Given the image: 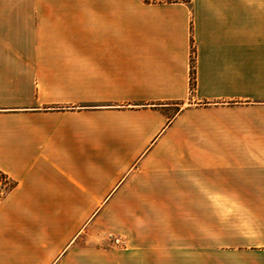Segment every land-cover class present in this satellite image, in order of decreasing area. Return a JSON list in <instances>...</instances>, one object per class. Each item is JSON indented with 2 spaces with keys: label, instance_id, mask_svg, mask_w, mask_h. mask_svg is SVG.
Here are the masks:
<instances>
[{
  "label": "crops",
  "instance_id": "crops-1",
  "mask_svg": "<svg viewBox=\"0 0 264 264\" xmlns=\"http://www.w3.org/2000/svg\"><path fill=\"white\" fill-rule=\"evenodd\" d=\"M0 172V264H264V0H0Z\"/></svg>",
  "mask_w": 264,
  "mask_h": 264
},
{
  "label": "built area",
  "instance_id": "built-area-1",
  "mask_svg": "<svg viewBox=\"0 0 264 264\" xmlns=\"http://www.w3.org/2000/svg\"><path fill=\"white\" fill-rule=\"evenodd\" d=\"M147 2H178L180 0H145ZM195 54L194 51L191 52V60L194 61ZM12 181L5 175L0 174V198L3 197L7 191L12 187ZM113 243L116 245H120L121 242L117 238H113Z\"/></svg>",
  "mask_w": 264,
  "mask_h": 264
},
{
  "label": "rangeland",
  "instance_id": "rangeland-1",
  "mask_svg": "<svg viewBox=\"0 0 264 264\" xmlns=\"http://www.w3.org/2000/svg\"><path fill=\"white\" fill-rule=\"evenodd\" d=\"M0 174H3V173H1L0 172ZM8 177V176H7ZM13 183V182H12ZM113 238H115V237H113V236H110L109 237V243L111 244V245H113V246H124V243L123 242H121V244L120 245H116V244H114L113 243ZM118 239V238H117ZM220 246H221V240H215L214 241V247H215V251H217V249L218 248H220ZM199 258H201V257H199ZM214 258V261L215 262H217V263H220V252H216V254H215V256L213 257Z\"/></svg>",
  "mask_w": 264,
  "mask_h": 264
},
{
  "label": "trees",
  "instance_id": "trees-1",
  "mask_svg": "<svg viewBox=\"0 0 264 264\" xmlns=\"http://www.w3.org/2000/svg\"><path fill=\"white\" fill-rule=\"evenodd\" d=\"M181 2H187L188 0H180ZM192 73H191V87H192Z\"/></svg>",
  "mask_w": 264,
  "mask_h": 264
}]
</instances>
